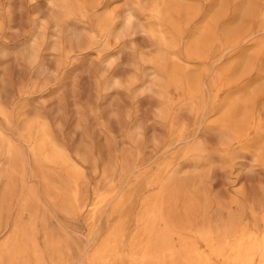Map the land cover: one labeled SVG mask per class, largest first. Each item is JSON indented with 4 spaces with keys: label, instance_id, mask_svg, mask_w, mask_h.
Here are the masks:
<instances>
[{
    "label": "rangeland",
    "instance_id": "obj_1",
    "mask_svg": "<svg viewBox=\"0 0 264 264\" xmlns=\"http://www.w3.org/2000/svg\"><path fill=\"white\" fill-rule=\"evenodd\" d=\"M210 26L213 46L193 50ZM255 90L236 133L224 115ZM55 146L70 170L45 160ZM164 183L167 216L187 227L176 251L209 252L203 230L264 233V0H0V264H90L116 230L118 264H157L139 260Z\"/></svg>",
    "mask_w": 264,
    "mask_h": 264
},
{
    "label": "bare ground",
    "instance_id": "obj_2",
    "mask_svg": "<svg viewBox=\"0 0 264 264\" xmlns=\"http://www.w3.org/2000/svg\"><path fill=\"white\" fill-rule=\"evenodd\" d=\"M175 5H178V3ZM175 7L179 9L180 6ZM252 7L253 6L248 4L241 10L250 15L254 11ZM173 14L174 12L172 16ZM223 14L225 13L222 11L219 16ZM216 18L217 17H215V19ZM172 19L176 20V25L180 27L178 23L180 18L175 15ZM195 22L196 21H194V23ZM237 31L238 29L236 26L228 27L226 29L227 38L232 39L235 37ZM216 37L217 34L215 33L214 27H207L205 34L195 39V42L192 44L193 50H201L203 45L211 48ZM252 64L253 59L246 57L240 64L234 66L238 68L232 69L247 71ZM171 79L175 82H182L196 91L202 87L201 77L192 75L182 69L173 70ZM258 92V90H255L250 97L236 98L226 111L224 120L228 122L230 126L232 125L231 128H233L234 132L239 133L241 127L248 123L253 109V100ZM38 130L42 138L39 141V146L36 151L38 155H41L47 142H49L51 138L47 132L46 125L40 124ZM52 151H48V154L45 155L46 161L60 162L69 170L72 168L71 160L64 150L58 149L57 146H55L53 153ZM170 187V184L164 183V190L163 193L160 194L159 200H153L151 208H148V215L146 216L148 223L143 230L149 234L150 240L142 248V254L139 260L141 263H151L154 262L155 259V261H158L157 264H168L169 259H171L173 264H180L181 261L184 262V264H214V257H223L227 260L228 264H264V233L260 234L257 231L247 230L246 227H236V229L234 227L229 228L221 241L214 237L211 230L200 231V238L206 242L209 252L203 250L194 243H185L181 251H176L174 245L169 241L170 237L172 233H180L187 227L177 228L178 226L172 224L170 218L166 214V208L164 203H162L163 201H160V198L165 199L163 197L169 193ZM159 220L165 221L167 224V228L163 231H159L156 227V222ZM120 240V231H114L111 239L105 242L101 252L88 259L90 264H118V262L123 259V254L120 249ZM132 245H134V243H132ZM155 252L158 253L155 255Z\"/></svg>",
    "mask_w": 264,
    "mask_h": 264
}]
</instances>
